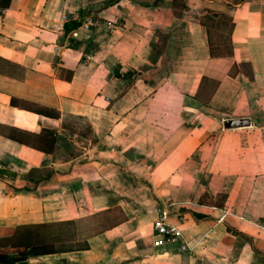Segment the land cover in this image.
<instances>
[{
	"label": "crops",
	"instance_id": "1",
	"mask_svg": "<svg viewBox=\"0 0 264 264\" xmlns=\"http://www.w3.org/2000/svg\"><path fill=\"white\" fill-rule=\"evenodd\" d=\"M239 1L9 0L0 9V169L14 175L0 176V264H264V0ZM163 32L165 73L127 85L123 74L159 68L151 45ZM239 64L250 79L228 75ZM206 83L205 109L249 126L222 129L232 147L218 141L205 162L207 115L193 126L181 113ZM161 94L166 112L151 107ZM204 166L217 182L200 181ZM205 193L212 201L200 202ZM161 210L184 250L152 246ZM87 222L94 231L79 247ZM63 226L70 242L50 231ZM37 245L45 254L19 255Z\"/></svg>",
	"mask_w": 264,
	"mask_h": 264
},
{
	"label": "rangeland",
	"instance_id": "2",
	"mask_svg": "<svg viewBox=\"0 0 264 264\" xmlns=\"http://www.w3.org/2000/svg\"><path fill=\"white\" fill-rule=\"evenodd\" d=\"M203 22H207L209 23L211 26H212V31L215 32L216 31V22L215 21H211L209 19H204ZM165 34H159V38H161V43H160V39L158 38V42L155 44L157 46H159V54L158 55H155V54H152V58H156L157 56L161 55L162 57V60H161V63L159 64V68H151L149 69V72L148 73H143V76L138 78L137 76L140 75L137 74L136 72H130V80L133 82V80L135 79H140L142 80L145 84H149L150 83V79H151V76H152V71H154V73H158L160 75H163L165 73V66H166V59H167V48H166V43H167V40H168V34L167 32H164ZM162 61H165V64L162 62ZM128 73V72H127ZM239 76H243L244 78V81L245 79H250V75H249V68L248 66L246 65H238L236 67H232L230 68L229 72H228V75L229 76H234L235 74H237ZM163 79V77H161ZM246 83V82H245ZM164 86V87H163ZM162 90H160V92H162L163 90H165V88L168 86L167 85H163ZM213 89V84L212 83H206L202 89V94L198 97V99L196 97H190V98H187V100L185 99L184 102H183V112L181 113L182 115V119L183 121H185L184 123H187V124H190L192 123V125L194 126L196 123H198V119H197V115L198 113L203 112L205 113V115H207L204 120L207 121L206 124V127H207V133H208V137L205 141V147H204V150L202 151V153L200 154V157L203 161H208L211 154H213V152H215V146H217V143L218 141H221L223 138H221L219 135H221L220 131L223 129L222 128V123H219V119L220 118H227L229 117L227 114H224V115H219L217 113H215L216 111H210L209 109H205V103L204 101L207 100L206 98L209 96L210 92L212 91ZM161 98L155 102L152 103L153 106L151 107H154V109H159L160 111H164L166 112V109H167V100H163L162 99V94L160 95ZM161 118V117H160ZM204 118V117H203ZM197 119V120H196ZM215 120L217 122H215ZM234 120V119H232ZM70 122V121H69ZM260 122L261 123H264V117L260 119ZM72 124H74L75 126L79 125L80 126V130L83 131V129L85 128V122L83 120H71ZM240 129V128H238ZM232 130V129H231ZM221 138V139H220ZM224 142L227 141V145H229L230 147H232V142L234 141L233 139H223ZM226 145V144H225ZM206 166L202 167L201 168V180L202 182H209V181H214V182H217V180L214 178L212 180H210V177L208 176V173L206 172ZM210 195L208 193H205L203 195V198L200 200V202H207V201H212L210 199ZM222 199L223 197L221 195H216V197H214V202H212L213 204L217 205V204H221L222 203ZM99 220V219H98ZM85 224V225H84ZM84 224H81L80 227H79V237H80V241H79V247H83V240L84 238L88 235V234H91L93 230L89 229L88 228V225L89 223H84ZM264 222L262 221L258 226H261L263 225ZM102 226H97L95 228V230H98V229H101ZM71 226H63V227H53L52 229H50V231L52 232V235H54V233L56 232L57 233V236L58 235H62L63 236V242H70L71 240ZM59 237V236H58ZM61 238H59L60 240ZM61 242V241H59ZM57 248H60V247H65V243L63 244H59V245H56Z\"/></svg>",
	"mask_w": 264,
	"mask_h": 264
},
{
	"label": "built area",
	"instance_id": "3",
	"mask_svg": "<svg viewBox=\"0 0 264 264\" xmlns=\"http://www.w3.org/2000/svg\"><path fill=\"white\" fill-rule=\"evenodd\" d=\"M92 26V21L87 20L84 24L85 29H89ZM88 59V57H86ZM225 212H221V216L219 220H221L225 216ZM167 220V213L164 210L159 211L157 218L152 223V230H153V240L152 246L159 247L161 246L165 240L170 241H180L182 245L180 246V250H184V243L181 241V234L179 231L174 229L173 227L169 226L166 222ZM261 230L264 231V224L258 226ZM167 235V239L165 238Z\"/></svg>",
	"mask_w": 264,
	"mask_h": 264
},
{
	"label": "trees",
	"instance_id": "4",
	"mask_svg": "<svg viewBox=\"0 0 264 264\" xmlns=\"http://www.w3.org/2000/svg\"><path fill=\"white\" fill-rule=\"evenodd\" d=\"M242 1H244V0H240L239 2H242ZM8 2H9V0H5V1L4 0H0V9L2 10L4 8H6ZM80 25H81V21L80 20H78V21H68L67 23H65L63 25L64 34L70 32V31L76 30L77 28H79ZM159 34H165V33L163 32V33H159ZM159 39H160V43H161L162 39L161 38H159ZM152 54H155V55L159 54V46L151 45V55ZM227 54H230V52H227ZM210 56L211 57H217L218 55L210 53ZM152 59H151V61H153ZM232 67H236V66L233 65ZM113 75L115 77H120V74L118 73L117 69H115L113 71ZM249 75H250V78H251V74L250 73H249ZM129 76H130L129 72L122 75V78H124L127 81V85H130L131 82H132L130 80ZM68 80H69V78H68ZM223 199H224V197H223ZM219 205H221V204H217L216 206H219ZM105 214L113 215L114 214V210L107 211ZM122 219H123V217H122ZM41 254H45V253H44V251H42V247L37 245V246L30 247L27 251H21L19 255H21V256H37V255H41Z\"/></svg>",
	"mask_w": 264,
	"mask_h": 264
},
{
	"label": "water",
	"instance_id": "5",
	"mask_svg": "<svg viewBox=\"0 0 264 264\" xmlns=\"http://www.w3.org/2000/svg\"><path fill=\"white\" fill-rule=\"evenodd\" d=\"M249 126L248 119H234V120H225L222 123L223 130H231V129H238V128H245ZM0 176L5 177H13V173L6 169H0ZM23 260V259H16V261Z\"/></svg>",
	"mask_w": 264,
	"mask_h": 264
}]
</instances>
